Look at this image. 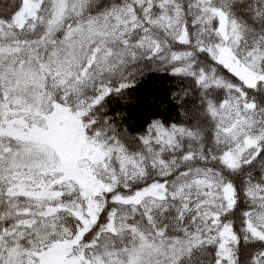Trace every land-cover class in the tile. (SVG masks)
Returning a JSON list of instances; mask_svg holds the SVG:
<instances>
[{
	"label": "snow or ice",
	"instance_id": "1",
	"mask_svg": "<svg viewBox=\"0 0 264 264\" xmlns=\"http://www.w3.org/2000/svg\"><path fill=\"white\" fill-rule=\"evenodd\" d=\"M0 264H264V0H0Z\"/></svg>",
	"mask_w": 264,
	"mask_h": 264
}]
</instances>
